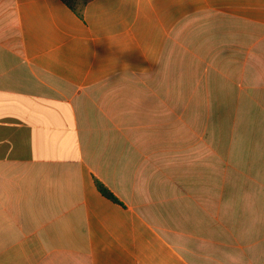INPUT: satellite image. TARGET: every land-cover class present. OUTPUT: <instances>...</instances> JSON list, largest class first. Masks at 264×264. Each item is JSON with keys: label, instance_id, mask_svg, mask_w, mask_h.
Returning <instances> with one entry per match:
<instances>
[{"label": "crops", "instance_id": "crops-1", "mask_svg": "<svg viewBox=\"0 0 264 264\" xmlns=\"http://www.w3.org/2000/svg\"><path fill=\"white\" fill-rule=\"evenodd\" d=\"M81 15L0 0V264H264V0ZM175 75L208 93L227 76L229 93L228 148L185 165L180 227L167 173L191 104Z\"/></svg>", "mask_w": 264, "mask_h": 264}, {"label": "rangeland", "instance_id": "rangeland-1", "mask_svg": "<svg viewBox=\"0 0 264 264\" xmlns=\"http://www.w3.org/2000/svg\"><path fill=\"white\" fill-rule=\"evenodd\" d=\"M175 84L186 87L189 91L191 104L190 109L185 110L183 126L175 124V132H179L175 138L182 137L180 133L184 132L186 139H174L171 172L167 173V178L174 182L175 227H180L177 226L179 223L176 218L181 213V184L185 165L188 163L191 166L195 164L214 165L215 148L218 151L228 148V141L215 140L217 133L228 134V130L224 128V124L221 127L218 126L217 129L214 121V106L220 102L228 101L229 93L227 76L221 77V82L216 79L217 91L211 93L199 91V88L202 89V87L198 86L197 77L182 78L180 75H175ZM219 163L226 164L227 159L220 160L218 158Z\"/></svg>", "mask_w": 264, "mask_h": 264}, {"label": "trees", "instance_id": "trees-1", "mask_svg": "<svg viewBox=\"0 0 264 264\" xmlns=\"http://www.w3.org/2000/svg\"><path fill=\"white\" fill-rule=\"evenodd\" d=\"M87 1L88 0H63V2L67 4V6L71 8V10L75 12V14H77L78 16H82L81 9L87 3ZM96 185H97L99 192L104 197H106L107 199L113 202L119 203V200L101 182L97 180Z\"/></svg>", "mask_w": 264, "mask_h": 264}]
</instances>
